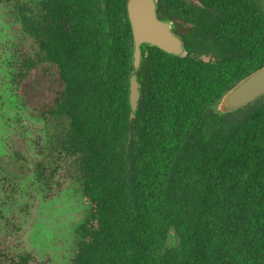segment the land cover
<instances>
[{"label":"trees","instance_id":"16d2710c","mask_svg":"<svg viewBox=\"0 0 264 264\" xmlns=\"http://www.w3.org/2000/svg\"><path fill=\"white\" fill-rule=\"evenodd\" d=\"M126 1L0 0L10 97L40 124L2 207L27 176L42 203L77 185L66 264H264V94L217 109L264 68V0H154L183 53L142 44L137 71ZM34 261L0 248V264Z\"/></svg>","mask_w":264,"mask_h":264},{"label":"rangeland","instance_id":"374dc122","mask_svg":"<svg viewBox=\"0 0 264 264\" xmlns=\"http://www.w3.org/2000/svg\"><path fill=\"white\" fill-rule=\"evenodd\" d=\"M1 13L0 9V176H15L19 164L11 153L32 156V142L40 124L17 108L10 97L6 61L14 38L3 24ZM31 92L35 99V84ZM225 107L222 99L217 109L222 111ZM29 181L30 176L20 181L22 189L15 196V204L6 209L1 205L5 198L0 192V248L13 254L30 252L35 260L30 264H66L73 250L74 230L85 216L78 186L69 184L52 202L42 203L40 195L27 188Z\"/></svg>","mask_w":264,"mask_h":264},{"label":"water","instance_id":"95a60500","mask_svg":"<svg viewBox=\"0 0 264 264\" xmlns=\"http://www.w3.org/2000/svg\"><path fill=\"white\" fill-rule=\"evenodd\" d=\"M154 0H127L126 12L133 38V69L137 71L141 64L142 44L155 46L167 54L181 55L183 53L182 42L175 36L170 22L157 18ZM139 83L136 74L129 79V105L135 112L140 97ZM264 94V68L251 74L245 80L235 86L226 96L225 104L227 110L242 107ZM173 242L169 234L164 248Z\"/></svg>","mask_w":264,"mask_h":264}]
</instances>
